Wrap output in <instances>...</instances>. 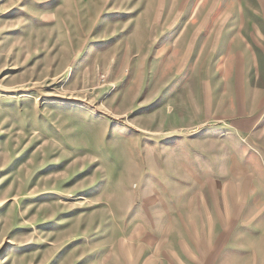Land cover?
Here are the masks:
<instances>
[{"label":"rangeland","instance_id":"obj_1","mask_svg":"<svg viewBox=\"0 0 264 264\" xmlns=\"http://www.w3.org/2000/svg\"><path fill=\"white\" fill-rule=\"evenodd\" d=\"M158 1L0 0V264H212L253 240L257 44L188 46Z\"/></svg>","mask_w":264,"mask_h":264},{"label":"crops","instance_id":"obj_2","mask_svg":"<svg viewBox=\"0 0 264 264\" xmlns=\"http://www.w3.org/2000/svg\"><path fill=\"white\" fill-rule=\"evenodd\" d=\"M248 1H251L254 5L251 12L248 10V7L250 8L249 2L247 3L246 1L244 3L241 2V5L236 4L234 8L223 6L221 10H219L221 7L219 0H171L170 2L168 0H159L158 3L159 5L164 3L170 6L173 4V7H175V4L180 5V9H178L179 21L174 23L173 26H169L167 32H170L173 36H188L189 40L187 43L192 41L194 37L204 34L215 37L213 41L215 44L221 41L219 46L227 52L231 50V44H233L234 40L239 38L243 42L252 41L254 45L257 44L258 48H255V55L257 66L260 70L259 82L264 83L262 81L264 80V42L262 41V38H264V6H262V4L264 5V0ZM183 4H185V8H183ZM188 5L189 7L187 8L186 6ZM172 10H175V8ZM172 10L169 12L172 13ZM178 12H174V15H177ZM161 18L163 19L162 16ZM241 68L238 63V70ZM193 112L200 120L199 124L207 125L203 123L206 120V115L214 111L198 107ZM259 173L261 180L264 181V172L261 171ZM263 193L264 186L261 189H251L247 193L245 208L254 212L249 220H242L238 225L241 229L251 227L253 232L251 238L253 240L239 242L232 237L226 241L221 251L213 258L212 264H264V206L257 208L259 203L262 202L261 195ZM191 256V253H189L188 259L191 260L192 258V261H196L195 253L194 257Z\"/></svg>","mask_w":264,"mask_h":264}]
</instances>
